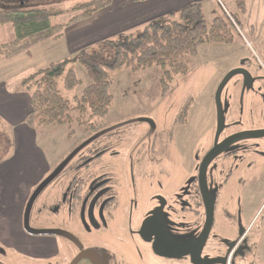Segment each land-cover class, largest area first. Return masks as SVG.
Returning a JSON list of instances; mask_svg holds the SVG:
<instances>
[{
    "label": "flooded vegetation",
    "instance_id": "af4514ba",
    "mask_svg": "<svg viewBox=\"0 0 264 264\" xmlns=\"http://www.w3.org/2000/svg\"><path fill=\"white\" fill-rule=\"evenodd\" d=\"M250 32L253 33L254 28L251 27ZM236 69L248 71L251 78L246 81L243 75L235 76L236 93L223 101V108L227 107L225 128L218 139L219 153L206 172L204 194L199 171L202 161L215 147L217 126L211 145L202 155L197 154L190 175L171 191H163L161 179L154 181V177L132 175L133 191L131 195L127 191L131 197H125V180L116 173L111 162L91 175L90 159L80 158L81 164L73 168L78 169V177L56 179L50 186L53 192L45 191L31 207L30 211L37 217L47 216L44 218L45 225H49L47 230L41 232L40 223L31 224L33 217L25 223L32 192L24 204V232L34 238H45L48 245L40 247L36 243L26 245L18 241L11 245L10 239L0 240V252H10L34 264H60L63 261L59 245L67 240L77 250L78 243L83 242L79 253L76 251L68 264L83 252L92 253L91 259L82 260L89 264H146L143 247L150 250L159 264L264 263L259 253L264 246V193L261 190L264 183V63L256 55L246 56ZM99 156L97 153L95 158ZM139 182L147 190L150 184L157 182L155 192L148 190L149 199L154 201L148 209H140ZM156 211L154 224H148L142 235L144 224ZM85 214L90 224L86 220L88 224L78 232V217L84 218ZM124 215L126 230L117 232L114 226L110 232L105 229L107 234L103 227L101 229L100 221L105 225L113 221L115 225ZM26 225L36 231H29ZM125 233L127 238L122 241L121 235ZM154 235L161 242L175 246L176 254L189 251L190 256L181 259L158 256L153 250Z\"/></svg>",
    "mask_w": 264,
    "mask_h": 264
},
{
    "label": "rangeland",
    "instance_id": "374dc122",
    "mask_svg": "<svg viewBox=\"0 0 264 264\" xmlns=\"http://www.w3.org/2000/svg\"><path fill=\"white\" fill-rule=\"evenodd\" d=\"M90 1L92 0H0V12L34 9L64 11L66 12L65 16L53 20V23L63 24L66 19L71 17L70 11L75 6ZM211 3V6L204 8L208 22H212L218 13L223 12L230 16L238 14L239 20L243 23V36L236 38L237 40L230 45L200 47L191 59L189 72L186 75L174 77L170 82V90L165 96L161 94L159 83L162 74L161 68L153 67L140 71L123 68L111 73L110 93L113 95L114 101L109 114L99 121L90 118V113L82 119L91 121L97 128L95 131L87 134L76 122L71 128L67 125L43 127L36 130V144L44 158L49 162L52 159L54 162L60 159V162L54 167L55 170L53 168L49 178L51 181L43 183L41 186L43 189H40L36 197L30 201L25 215V223L33 217L31 224L40 223L43 228L39 230L41 232L47 230L49 225H45L44 221L47 216L37 217V214H33L30 208L45 191L53 192V187L50 188V186L56 179L63 176H68V179L78 177V169L73 170V168L81 164L80 158L90 159L89 173L91 175L97 174V169H103V166L111 162L116 173L125 180V184H123L124 191H126L125 197L130 196L133 191L132 175H138L139 178L144 175L154 177V181L161 179L163 191H171L187 179L192 167L196 164V156L202 155L208 145L212 143L217 126L215 95L223 79L240 65L243 57L256 55L264 63V0H246V14L239 12L237 6L234 5V0H212ZM251 27L254 28L253 33L250 32ZM141 31L133 35H138ZM15 37V31L11 26L0 25V48L12 42ZM117 39L119 38L111 40ZM51 44L58 43L51 39L26 50L13 59L1 60L0 84L8 90L21 91L20 86L24 79L51 64L65 59H76L77 55L68 56L62 46L55 45L54 48L48 49ZM83 49L105 62H111L114 56L112 47L104 41ZM74 67L81 84L71 92L66 91L63 84H60L64 97L71 100L75 96H80L83 90L90 85V79L84 69L79 64H75ZM235 83L236 80L233 78L223 90L222 103L226 101L227 97L236 93ZM187 106H189L186 114L187 123L182 126L177 123V120ZM79 115L77 112L73 113L74 118ZM140 119L152 120L155 128L141 122ZM13 131L11 125L0 117V165L6 164L16 156ZM97 153L100 156L95 158ZM142 184L139 182L138 201L140 209L142 207L148 209L154 205V201L149 199L148 190L155 192L158 185L157 182L150 185L146 182L149 185L147 190ZM261 190L264 193V183ZM127 191L130 192V195ZM45 195L41 197L42 200ZM41 199L39 203H41ZM67 210L70 209L67 208ZM36 211L38 210L36 209ZM50 217H48L49 223H51ZM88 218L89 216L86 214L84 218L78 217V226L76 227L78 232L85 227L84 224L89 223ZM53 221L56 219L54 218ZM111 222L113 221L105 225L100 221L101 229L103 227L105 232L106 228L110 232L114 226L117 232L127 229L126 226L123 227L126 225V215L121 217V220L115 225H112ZM89 226L91 227V225ZM26 227L30 229L29 231H36V228L33 229L30 225H26ZM121 237L122 241H125L126 233ZM80 243L83 242L80 241ZM80 243H78L77 250L67 240L60 242L59 248L63 261L60 264H68L75 252L79 253ZM143 252L147 258L146 264H159L150 250L143 247ZM259 253L264 261V246ZM0 262L3 264H34L25 258L15 257L7 251L0 252ZM80 264L89 263L82 261ZM260 264L264 263L260 261Z\"/></svg>",
    "mask_w": 264,
    "mask_h": 264
},
{
    "label": "trees",
    "instance_id": "16d2710c",
    "mask_svg": "<svg viewBox=\"0 0 264 264\" xmlns=\"http://www.w3.org/2000/svg\"><path fill=\"white\" fill-rule=\"evenodd\" d=\"M145 2L147 0H135ZM240 13H247L246 0H234ZM112 0H92L78 4L71 11V17L63 24L53 23L54 19L66 15L64 11L45 9L13 10L0 12V25L11 26L15 39L0 48V61L10 60L26 50L48 40L60 39L66 27L90 19L99 11L108 8ZM243 23L238 14L218 13L208 22L204 8L192 3L166 17L146 24L138 35H124L117 40H106L112 47L114 56L105 62L88 50L82 49L76 59H65L51 64L21 82V91L30 96V111L24 123L33 130L50 126H71L76 122L88 134L97 128L91 121L82 120L90 113V118L103 120L114 101L110 93L111 73L129 68L133 71L161 68L159 78L161 94L170 90L174 77L189 72L191 59L204 45H230L243 36ZM75 64H79L90 79L80 96L72 100L64 97L60 84L66 91H74L81 81ZM75 104V106H74ZM187 106L177 123L185 126ZM80 115L74 118L73 113ZM91 119V120H92Z\"/></svg>",
    "mask_w": 264,
    "mask_h": 264
},
{
    "label": "crops",
    "instance_id": "0c3cea01",
    "mask_svg": "<svg viewBox=\"0 0 264 264\" xmlns=\"http://www.w3.org/2000/svg\"><path fill=\"white\" fill-rule=\"evenodd\" d=\"M211 2L212 0H112L108 8L97 12L92 18L66 27L62 37L55 40L58 43L55 45L62 46L68 56L77 55L78 51L87 46L124 35H133L149 22L177 13L189 4L197 3L205 8L211 6ZM55 45L51 44L48 49L54 48ZM29 111V94L8 90L0 84V117L14 129L13 145L16 151L14 158L0 165V240L10 239L11 245L18 241L26 245L36 243L45 247L48 245L45 238H34L24 232L22 212L27 197L31 192L29 201L36 197L60 159L57 162H54V159L49 162L38 149L36 130L24 123Z\"/></svg>",
    "mask_w": 264,
    "mask_h": 264
},
{
    "label": "water",
    "instance_id": "95a60500",
    "mask_svg": "<svg viewBox=\"0 0 264 264\" xmlns=\"http://www.w3.org/2000/svg\"><path fill=\"white\" fill-rule=\"evenodd\" d=\"M237 75H243L246 81H250L251 76H250V73L248 71L243 70V69H234V70L230 71L227 74V76L223 79V81L220 84V86L218 87V90H217L216 95H215V102H216V108H217V136H216V142H215L214 149L206 156V158L202 161L201 166H200L199 183H200L201 191L203 194L205 192L204 189H205L206 172H207L208 166L211 163V161L214 159L215 156L218 155L216 153H219L220 145H218V139H219L221 133L223 132V130L225 128L224 114L227 111V107H225V109L223 108L221 95H222L223 90L227 86V84L230 82V80H232ZM140 121L147 123V124L151 125L153 128H155V124L152 120L140 119ZM223 144H221V146ZM57 171H56V173H57ZM49 180L50 179H48L46 182L51 181V180L50 181ZM42 189L43 188H41V190ZM157 213H158L157 211L154 212V217L152 216V218H150L146 221V223L144 224V227L142 228V232H141L142 235L144 233V229L147 227L148 224L150 226L152 224H154L155 217L157 216ZM154 236L156 237V239L153 242V250L158 256L163 257V258H167V259H181L184 256H186V257L190 256L189 251H182V252H180L179 255L176 254L174 252L175 246L168 245L165 242H161V240H159L157 235H154ZM150 242H152V239L150 240ZM91 254L92 253H90V252L81 253L74 260V262L72 264H79L83 259H91V257H92ZM191 259H193V255L191 256Z\"/></svg>",
    "mask_w": 264,
    "mask_h": 264
}]
</instances>
